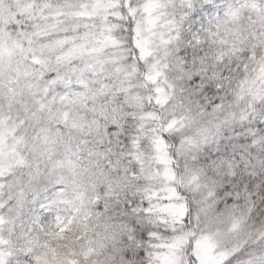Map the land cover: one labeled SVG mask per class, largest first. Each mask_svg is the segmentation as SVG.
Returning <instances> with one entry per match:
<instances>
[{
  "label": "snow or ice",
  "instance_id": "6c2138e0",
  "mask_svg": "<svg viewBox=\"0 0 264 264\" xmlns=\"http://www.w3.org/2000/svg\"><path fill=\"white\" fill-rule=\"evenodd\" d=\"M0 264H264V0H0Z\"/></svg>",
  "mask_w": 264,
  "mask_h": 264
}]
</instances>
